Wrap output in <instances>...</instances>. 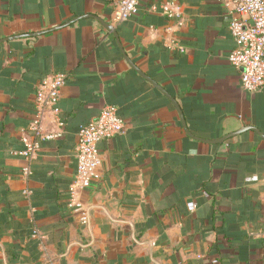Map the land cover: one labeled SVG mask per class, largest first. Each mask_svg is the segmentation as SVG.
Wrapping results in <instances>:
<instances>
[{
	"label": "crops",
	"instance_id": "1",
	"mask_svg": "<svg viewBox=\"0 0 264 264\" xmlns=\"http://www.w3.org/2000/svg\"><path fill=\"white\" fill-rule=\"evenodd\" d=\"M117 1L0 0V39L86 14L112 24ZM227 24L219 0H143L112 24L129 58L205 139L244 124L264 134V87L242 89L227 60ZM57 73L66 76L62 132L39 141L28 160L21 138L34 139L37 86ZM106 106L125 132L98 144L101 165L83 188L77 130ZM56 128L47 116L42 129ZM217 236L229 240L219 250ZM0 264H264V139L253 131L216 144L189 137L94 17L0 42Z\"/></svg>",
	"mask_w": 264,
	"mask_h": 264
},
{
	"label": "built area",
	"instance_id": "2",
	"mask_svg": "<svg viewBox=\"0 0 264 264\" xmlns=\"http://www.w3.org/2000/svg\"><path fill=\"white\" fill-rule=\"evenodd\" d=\"M143 0H118L113 7L111 22L120 24L136 14ZM223 6L227 26L234 42V47L227 56L228 62L240 69L241 87L248 93H255L264 87V0H219ZM158 11L157 5L149 7ZM167 11V6H162ZM66 76L53 74L40 81L35 92L34 116L30 123L34 139L22 137L21 154L31 160L37 151L39 141L59 137L63 123L58 117L57 103ZM53 115L56 130L44 131V119ZM125 123L114 106L104 107L99 114L77 130L75 145L76 173L75 183L88 187L96 177V170L101 165L98 144L124 134ZM84 220V217H82Z\"/></svg>",
	"mask_w": 264,
	"mask_h": 264
},
{
	"label": "water",
	"instance_id": "3",
	"mask_svg": "<svg viewBox=\"0 0 264 264\" xmlns=\"http://www.w3.org/2000/svg\"><path fill=\"white\" fill-rule=\"evenodd\" d=\"M88 16L94 17L109 33H111L113 35V37L116 40L117 46H118L119 50L121 51V53L123 55L124 60L130 66V68H132L134 71H136L141 77H143L147 82H149L154 88H156L158 91H160L167 98V100L174 106V108L176 109V111L178 113V116H179V119H180V122H181V126H182L183 130L185 131V133L189 137L194 138V139L199 140V141L204 142V143L216 144V143H221V142H223L224 140H226L228 138H231V137H234L236 135H239V134H241V133H243L245 131H253L260 138L264 139V134L257 127H255L253 125H249V124H244V125L240 126L238 129H236V130H234L232 132H229V133H227V134H225L222 137L217 138V139H205V138H201V137L193 135L190 132V130H189L187 124H186V121H185V118H184V115H183V111H182L179 103L176 101L175 97L172 96L170 93H168L161 85H159L157 82H155L147 74H145L129 58V56L126 54L125 49L123 48V46H122V44H121V42L119 40V36H118L117 31H116V28L111 23L104 21L103 19L99 18L98 16H92V15H89V14L76 16V17L71 18L70 20H68V21H66V22H64L62 24H59V25H57L55 27H52V28H49L47 30L7 36V37H4V38H1L0 42L8 41V40L16 39V38H21V37H25V36L41 35V34H43L45 32L53 31V30H56L58 28L67 26V25L79 20L80 18H85V17H88Z\"/></svg>",
	"mask_w": 264,
	"mask_h": 264
},
{
	"label": "trees",
	"instance_id": "4",
	"mask_svg": "<svg viewBox=\"0 0 264 264\" xmlns=\"http://www.w3.org/2000/svg\"><path fill=\"white\" fill-rule=\"evenodd\" d=\"M214 213V212H213ZM228 238L227 237H225V236H222V237H218L217 236V238H216V240H215V250H219V245L221 244V243H227V241L229 242V240H227Z\"/></svg>",
	"mask_w": 264,
	"mask_h": 264
}]
</instances>
